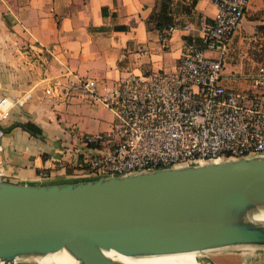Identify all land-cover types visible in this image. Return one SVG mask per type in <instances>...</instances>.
Here are the masks:
<instances>
[{
    "label": "crops",
    "instance_id": "crops-1",
    "mask_svg": "<svg viewBox=\"0 0 264 264\" xmlns=\"http://www.w3.org/2000/svg\"><path fill=\"white\" fill-rule=\"evenodd\" d=\"M167 2L171 22L190 23L195 30L174 33L164 50L157 24L166 23L158 18ZM215 13L209 0L193 6L172 0H0V99L16 103L32 95L0 127V181L47 185L80 179L84 157L78 148L89 135L108 130L114 116L88 105L79 91L46 96L47 84H71L68 72L109 87L131 75L175 72L185 43L199 37L197 17L212 19ZM263 20L264 0H251L231 40L227 74L244 60H264ZM27 123L41 129V136L20 127Z\"/></svg>",
    "mask_w": 264,
    "mask_h": 264
},
{
    "label": "water",
    "instance_id": "water-1",
    "mask_svg": "<svg viewBox=\"0 0 264 264\" xmlns=\"http://www.w3.org/2000/svg\"><path fill=\"white\" fill-rule=\"evenodd\" d=\"M264 155L64 183L0 181V264L264 249Z\"/></svg>",
    "mask_w": 264,
    "mask_h": 264
},
{
    "label": "built area",
    "instance_id": "built-area-1",
    "mask_svg": "<svg viewBox=\"0 0 264 264\" xmlns=\"http://www.w3.org/2000/svg\"><path fill=\"white\" fill-rule=\"evenodd\" d=\"M172 1L193 6L197 0ZM209 1L215 16L197 17L199 37L185 43L175 72L131 75L110 87L68 72L74 78L71 84H47L46 96L66 98L71 90L79 91L88 105L114 116L108 130L89 135L78 148L84 157L78 176H117L264 155V62L249 71L242 63L239 71L225 72L231 40L251 0ZM194 30L190 23H174L162 32V49L174 33ZM227 81L244 86L232 88ZM31 98L28 94L16 103L1 98L0 127L14 107Z\"/></svg>",
    "mask_w": 264,
    "mask_h": 264
},
{
    "label": "rangeland",
    "instance_id": "rangeland-1",
    "mask_svg": "<svg viewBox=\"0 0 264 264\" xmlns=\"http://www.w3.org/2000/svg\"><path fill=\"white\" fill-rule=\"evenodd\" d=\"M230 55L227 57V61H225L226 65L230 61ZM209 56L216 57L215 54H211ZM258 64L259 61L249 59V60H244L243 67L245 71H249L252 68H257ZM239 70L240 68L236 70L233 69L232 71L237 72ZM196 255L201 264H209V263L210 264H264V249H257V248L226 250L221 252H212V253L196 254Z\"/></svg>",
    "mask_w": 264,
    "mask_h": 264
},
{
    "label": "bare ground",
    "instance_id": "bare-ground-1",
    "mask_svg": "<svg viewBox=\"0 0 264 264\" xmlns=\"http://www.w3.org/2000/svg\"><path fill=\"white\" fill-rule=\"evenodd\" d=\"M264 222V217L260 220ZM123 264H201L196 254L171 255L149 258H126L111 255ZM36 264H78L66 251H60L34 260ZM210 264V263H209Z\"/></svg>",
    "mask_w": 264,
    "mask_h": 264
},
{
    "label": "trees",
    "instance_id": "trees-1",
    "mask_svg": "<svg viewBox=\"0 0 264 264\" xmlns=\"http://www.w3.org/2000/svg\"><path fill=\"white\" fill-rule=\"evenodd\" d=\"M105 13V12H104ZM160 17L158 18V20H164L166 23H162L160 22L159 24H157V28L163 32L164 29L170 27L171 25H173L174 23L171 22V17H170V13H169V4L167 2V4H163L162 6V10L160 12ZM154 16H152L151 19H153ZM118 30H122L123 28H117ZM20 127H22L25 131L29 132L30 134L34 135V136H41L42 131L41 129H39L37 126L31 124V123H27L24 125H20Z\"/></svg>",
    "mask_w": 264,
    "mask_h": 264
}]
</instances>
